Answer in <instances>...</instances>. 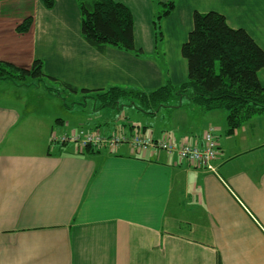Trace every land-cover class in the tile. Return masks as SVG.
Returning a JSON list of instances; mask_svg holds the SVG:
<instances>
[{
  "label": "crops",
  "instance_id": "obj_1",
  "mask_svg": "<svg viewBox=\"0 0 264 264\" xmlns=\"http://www.w3.org/2000/svg\"><path fill=\"white\" fill-rule=\"evenodd\" d=\"M93 1L54 0L49 8L43 0H0V60L20 68L41 60L47 75L90 91L181 85L188 76L181 50L195 12L222 14L264 51V0H161L176 8L162 21L159 45L152 0H114L131 10L143 57L112 47L101 53L85 41L79 3ZM30 18L29 30L19 32ZM259 80L264 86V68ZM60 90L46 81H0V264H264V115L233 133L227 111L188 104L143 127L124 123L127 134L166 135L177 146H202L212 129L214 174L176 152L52 146L53 132L83 128L65 120L63 110L82 107L67 110ZM108 120L100 132L115 130Z\"/></svg>",
  "mask_w": 264,
  "mask_h": 264
},
{
  "label": "trees",
  "instance_id": "obj_2",
  "mask_svg": "<svg viewBox=\"0 0 264 264\" xmlns=\"http://www.w3.org/2000/svg\"><path fill=\"white\" fill-rule=\"evenodd\" d=\"M43 1L49 8L54 5V0ZM152 1L157 5L153 26L159 45L164 39L162 21L171 15L176 4ZM79 7L82 36L91 47L101 53L112 47L136 57L144 56V51L135 45L133 14L126 5L114 0H94L80 2ZM31 24L32 19H27L17 30L25 33ZM181 53L187 61V81L181 85L168 81L149 92L120 87L94 91L77 89L47 75L41 60H35L29 69L0 60V81L9 80L25 86L29 81L40 84L47 79L71 94L83 96L77 105L68 104L56 93L71 111L77 106L85 108L88 99L94 100L95 111H121L129 106L151 117H156L162 109H178L186 104L197 107L201 113L224 110L228 112L230 133L253 117L264 115V86L259 80V72L264 68V51L245 30L230 27L220 13L195 12L193 29ZM123 101L130 103L126 105ZM51 143L52 146L69 144H53L52 138ZM100 150L88 146L82 153L93 154Z\"/></svg>",
  "mask_w": 264,
  "mask_h": 264
},
{
  "label": "built area",
  "instance_id": "obj_3",
  "mask_svg": "<svg viewBox=\"0 0 264 264\" xmlns=\"http://www.w3.org/2000/svg\"><path fill=\"white\" fill-rule=\"evenodd\" d=\"M53 144L74 143L80 152L88 146L96 149H108L111 153L116 152L122 145H128L133 154L141 155L150 151L177 153L181 160L187 161L214 174L218 173L214 162L219 155V145L211 129L204 134L203 145L183 143L177 146L173 139L166 135L155 138L153 135L140 133L127 134L125 131L116 129L106 134L100 131L85 132L84 130L72 131L69 134L53 133Z\"/></svg>",
  "mask_w": 264,
  "mask_h": 264
},
{
  "label": "rangeland",
  "instance_id": "obj_4",
  "mask_svg": "<svg viewBox=\"0 0 264 264\" xmlns=\"http://www.w3.org/2000/svg\"><path fill=\"white\" fill-rule=\"evenodd\" d=\"M25 69H29V68H25ZM44 81H46L47 83L49 82V85L53 84L55 88H57L59 91H61L60 90L61 87H59L57 84L50 82L47 79H44ZM62 92L64 93V95L62 94V96H63V98L66 99V102L68 104H71L74 102V104L77 103V105H78L79 103L82 102V97H83L82 95H80V94L74 95V94H71L69 92H68V94H65L66 93L65 89H63ZM123 103L127 105L130 102L129 101H123ZM94 104H95V102L93 99H88L86 107L81 108V110L68 112V111H65L62 109L63 114L65 116H67L68 118H65V116H62V117L65 118V120L73 122V125H74L73 129L76 128V126H77V125H75L76 123L78 125L81 123L82 124L81 127L84 128L83 130L91 128V129H95L96 131L107 130L109 125H106V124L102 125L101 123H105L108 119H109L108 123H113V124L115 123V127L117 125L116 128L112 127V129H114V128L115 129H117V128H120V129L123 128L124 129L123 126L126 125L124 123H126L129 120H132L135 124L138 123L143 127L145 125V123H148V122L152 121L154 118H156V117H151V116H147V115L146 116L142 115V114L138 113L134 107H129V106L124 107L121 111H115V110L114 111L108 110L105 112L100 111V110L95 111L94 110L95 109ZM162 110H166V109H162ZM164 114H166V113H164ZM79 126H77V128ZM110 132L111 131H109V133Z\"/></svg>",
  "mask_w": 264,
  "mask_h": 264
}]
</instances>
